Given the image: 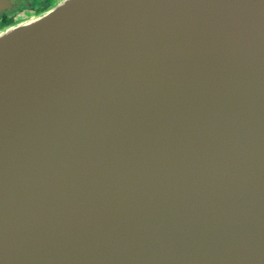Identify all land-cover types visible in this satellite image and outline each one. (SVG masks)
<instances>
[{"label": "water", "instance_id": "95a60500", "mask_svg": "<svg viewBox=\"0 0 264 264\" xmlns=\"http://www.w3.org/2000/svg\"><path fill=\"white\" fill-rule=\"evenodd\" d=\"M0 264H264V0L0 28Z\"/></svg>", "mask_w": 264, "mask_h": 264}, {"label": "flooded vegetation", "instance_id": "af4514ba", "mask_svg": "<svg viewBox=\"0 0 264 264\" xmlns=\"http://www.w3.org/2000/svg\"><path fill=\"white\" fill-rule=\"evenodd\" d=\"M42 11L44 9L36 12L31 0H0V28L14 23L23 17L37 15ZM10 18L12 19L10 20Z\"/></svg>", "mask_w": 264, "mask_h": 264}, {"label": "rangeland", "instance_id": "374dc122", "mask_svg": "<svg viewBox=\"0 0 264 264\" xmlns=\"http://www.w3.org/2000/svg\"><path fill=\"white\" fill-rule=\"evenodd\" d=\"M59 0H31L33 6L35 7V11H41V10H45V8H48L49 6H51L54 2H58ZM29 15V14H28ZM27 15V16H28ZM30 17V16H29ZM24 18H28V17H23L20 20L24 19ZM12 18H10L11 20ZM9 20V19H8ZM17 20V21H20ZM1 26V23H0Z\"/></svg>", "mask_w": 264, "mask_h": 264}, {"label": "bare ground", "instance_id": "6f19581e", "mask_svg": "<svg viewBox=\"0 0 264 264\" xmlns=\"http://www.w3.org/2000/svg\"><path fill=\"white\" fill-rule=\"evenodd\" d=\"M111 108H113L114 110H119V108L121 107V104L117 101H114L111 103L110 105ZM105 108V110L108 108V107H103ZM253 148V156H257L258 155V147L254 149V146L252 147ZM263 149V148H262ZM245 157H251V153H245Z\"/></svg>", "mask_w": 264, "mask_h": 264}]
</instances>
